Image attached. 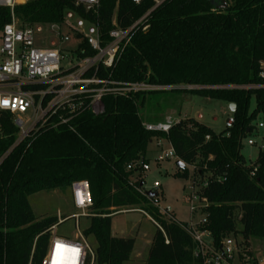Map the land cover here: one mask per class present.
Instances as JSON below:
<instances>
[{
	"label": "trees",
	"instance_id": "16d2710c",
	"mask_svg": "<svg viewBox=\"0 0 264 264\" xmlns=\"http://www.w3.org/2000/svg\"><path fill=\"white\" fill-rule=\"evenodd\" d=\"M224 3L226 8H222ZM152 6V0L141 4L101 0L99 19L106 40L116 9L118 25L126 29ZM68 11L84 16L75 0H34L13 10L0 6V33L13 18L21 28L34 27L61 23ZM147 25V30L139 28L133 33L110 73L112 80L174 86L264 84L260 77L264 0H166L151 12ZM89 55L93 51L87 49L84 56ZM174 91L235 105L226 130L216 134L189 118L173 125L168 134L148 131L145 124L162 122V112L155 113L150 106L163 97L170 99L166 92L107 95L102 115L86 108L68 125L38 127L19 143L14 116L0 110V264H42L49 230L59 220L57 216L38 218L29 197L64 191L81 180L89 182L92 194V217L84 234L95 239L96 264L130 260L136 240L115 237L112 217L132 208L157 221L169 242L157 228L144 264H198L192 256L191 236L171 218L162 216L153 200L131 185L135 179L136 187L141 183L145 186L141 170H128V166L138 161L149 163L148 148L154 139L167 140L185 164L177 168L174 177L196 179L211 174L224 179L203 190L208 202L206 228L216 240L240 234L250 247L252 239L264 240V152L258 153L255 177L250 176L241 154L249 137L264 139V130H258V123L264 122V88ZM193 166L200 172L191 174L189 167Z\"/></svg>",
	"mask_w": 264,
	"mask_h": 264
},
{
	"label": "built area",
	"instance_id": "2783aa9c",
	"mask_svg": "<svg viewBox=\"0 0 264 264\" xmlns=\"http://www.w3.org/2000/svg\"><path fill=\"white\" fill-rule=\"evenodd\" d=\"M31 1L34 0H0V6L13 10L15 6ZM132 1L141 4L144 0ZM165 1L152 0V8L126 29L119 27L116 9L113 16V29L109 32L108 40L103 35L99 19L101 0H75L76 7L83 11L84 16L68 11L61 23L21 28L13 18L0 33V110L14 116V123L20 130L18 143L25 140L38 127H44L49 123L52 127L68 125L86 108L94 115H102L105 111L103 98L107 95L128 97L130 94L141 92L264 88V84L174 86L112 80L110 73L116 67L135 30L139 28L143 31L147 30L151 12ZM45 35L49 37V40ZM73 37L78 39V47L67 52L63 46L71 42ZM87 49L93 51V55L84 56ZM260 77L264 79V64H262ZM26 87L29 89L26 90ZM184 119L186 118L168 117L165 122L149 123L144 126L148 131L168 134L173 125ZM70 129L75 132L74 127L70 126ZM258 130H264V122L258 123ZM169 145L170 149L162 152L159 161L176 160L178 162L174 149L170 143ZM248 145L259 147V152H264V139L261 137H249ZM158 146L162 148L160 140ZM248 167L250 176L255 177L259 168L257 158ZM135 169L141 170L145 178V173L150 170V166L149 163L140 161L128 166V170ZM192 170L191 174L195 170L200 172L199 167L196 166H193ZM203 170H206V167ZM190 179L192 190L187 195L186 201L190 203L192 219L188 223L178 222L171 207L160 205L159 193L157 197L149 198L143 183L140 187H136V180L132 179L131 185L139 193L153 200V206L162 216L171 218L191 236L194 244L192 256L198 264H264V252L253 250L246 244L242 235L227 234L220 240H216L206 228L204 211L208 202L203 196V190L213 182L222 183L224 179L212 177L211 174L199 176L196 179L190 177ZM160 186L159 182H155L151 191L157 192ZM70 190L72 206L78 211L71 216L77 220L76 233L73 238L57 233L58 226L66 220L59 214L58 223L49 230L50 242L42 264H55L54 255L61 249L64 259H67L65 264H96L95 249L78 225L79 219L92 217L93 200L89 182L77 181L72 184ZM126 211L129 210L121 212ZM196 214L201 216L198 221L194 220ZM146 215L163 233L168 244L164 229L147 213Z\"/></svg>",
	"mask_w": 264,
	"mask_h": 264
},
{
	"label": "rangeland",
	"instance_id": "374dc122",
	"mask_svg": "<svg viewBox=\"0 0 264 264\" xmlns=\"http://www.w3.org/2000/svg\"><path fill=\"white\" fill-rule=\"evenodd\" d=\"M45 36L49 40V37ZM78 44V39L73 37L71 42L65 44L63 48L67 52H71L78 47ZM166 94H170V99L166 100L163 97L162 101L159 103L154 102L150 106V110L153 112L156 113L158 110L162 112V122H165L168 117L172 119L194 118L216 134H220L226 130L229 121L233 118L234 112H232L231 104L228 102L176 91L166 92ZM254 106L255 102L253 100L252 108ZM148 108H145L147 114L150 113L149 110L147 111ZM159 140L162 148L158 146ZM169 149V142L165 139H154L149 145L147 159H149L150 170L145 173L144 189L151 191L154 183L159 182L161 186L157 189V192L160 194V205L171 207L178 222L188 223L192 219V214L190 203L186 201V197L192 190V182L190 178L174 177L178 168L176 160L159 161L162 152ZM258 152L259 147L249 146L248 139L243 142L241 154L248 165L256 160ZM189 171L192 173V167H189ZM68 193L69 189L39 192L29 197V203L38 218L58 216L59 214L61 217H67L58 226L57 233L61 236L67 235L73 238L76 233L77 220L71 216L78 213V211L67 202ZM194 217L195 221L201 219V216L197 214ZM78 225L80 231L84 232L90 225V218L83 217L79 219ZM156 230V226L149 220L146 213L137 208H132V210L126 212H118L112 217V234L115 237H129L136 240L130 260L125 264H144ZM251 241L253 250L264 252V240L252 239ZM89 242L93 247H96L93 237L89 238Z\"/></svg>",
	"mask_w": 264,
	"mask_h": 264
},
{
	"label": "water",
	"instance_id": "95a60500",
	"mask_svg": "<svg viewBox=\"0 0 264 264\" xmlns=\"http://www.w3.org/2000/svg\"><path fill=\"white\" fill-rule=\"evenodd\" d=\"M226 7H227V6H226V4L224 3V5L222 6V8H226ZM230 108H231L232 112H235V110H236V106H235V105L231 104V105H230ZM177 167H179V168H184V167H185V164H184L183 162H181V161H178V162H177ZM147 196H148L149 198H155V197L158 196V192L148 191Z\"/></svg>",
	"mask_w": 264,
	"mask_h": 264
},
{
	"label": "bare ground",
	"instance_id": "6f19581e",
	"mask_svg": "<svg viewBox=\"0 0 264 264\" xmlns=\"http://www.w3.org/2000/svg\"><path fill=\"white\" fill-rule=\"evenodd\" d=\"M59 250V249H57ZM62 250V249H61ZM59 250V251H56L55 255H54V262L55 264H65L66 263V260L64 259V254H62V251Z\"/></svg>",
	"mask_w": 264,
	"mask_h": 264
},
{
	"label": "crops",
	"instance_id": "0c3cea01",
	"mask_svg": "<svg viewBox=\"0 0 264 264\" xmlns=\"http://www.w3.org/2000/svg\"><path fill=\"white\" fill-rule=\"evenodd\" d=\"M66 199H67V202H69V204H71V206H72V198H71V190L70 189H69V193H68V198H66ZM72 208H73V206H72Z\"/></svg>",
	"mask_w": 264,
	"mask_h": 264
},
{
	"label": "snow or ice",
	"instance_id": "6c2138e0",
	"mask_svg": "<svg viewBox=\"0 0 264 264\" xmlns=\"http://www.w3.org/2000/svg\"><path fill=\"white\" fill-rule=\"evenodd\" d=\"M5 103H7V102H5Z\"/></svg>",
	"mask_w": 264,
	"mask_h": 264
}]
</instances>
